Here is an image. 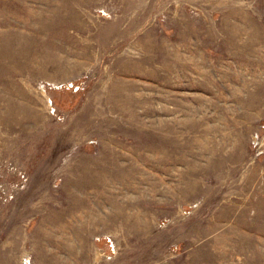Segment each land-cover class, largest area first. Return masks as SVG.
I'll list each match as a JSON object with an SVG mask.
<instances>
[{
	"label": "rangeland",
	"instance_id": "1",
	"mask_svg": "<svg viewBox=\"0 0 264 264\" xmlns=\"http://www.w3.org/2000/svg\"><path fill=\"white\" fill-rule=\"evenodd\" d=\"M0 264H264V0H0Z\"/></svg>",
	"mask_w": 264,
	"mask_h": 264
}]
</instances>
